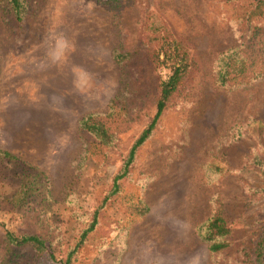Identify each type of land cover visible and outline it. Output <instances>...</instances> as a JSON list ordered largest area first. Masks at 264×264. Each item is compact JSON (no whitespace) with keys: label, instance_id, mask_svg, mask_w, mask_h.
I'll list each match as a JSON object with an SVG mask.
<instances>
[{"label":"rangeland","instance_id":"374dc122","mask_svg":"<svg viewBox=\"0 0 264 264\" xmlns=\"http://www.w3.org/2000/svg\"><path fill=\"white\" fill-rule=\"evenodd\" d=\"M25 3L18 20L0 0V150L13 156L0 155V264H60L96 210L72 264H258L264 21L237 18L245 0ZM148 14L189 49L191 67L111 193L170 74L143 39ZM231 48L247 74L222 85L216 61ZM89 113L105 116L110 144L80 127ZM215 213L232 231L214 252L199 226ZM5 231L40 236L56 259L7 244Z\"/></svg>","mask_w":264,"mask_h":264},{"label":"trees","instance_id":"16d2710c","mask_svg":"<svg viewBox=\"0 0 264 264\" xmlns=\"http://www.w3.org/2000/svg\"><path fill=\"white\" fill-rule=\"evenodd\" d=\"M116 3L118 0H107ZM11 7L16 19L22 20L26 10L25 0H5ZM245 10L237 12L236 16L244 22H263L264 21V0H245ZM143 39L150 48L151 60L155 68L164 67L170 70L167 79L160 81L158 86V99L156 103V112L147 126L141 131L139 136L133 142L128 151L120 172L113 178L111 193L118 189V181L125 177L129 166L134 160L138 147L149 138L157 124L159 116L162 114L169 99L179 91L187 80L191 67V55L189 49L178 40L172 31L162 23L155 26L150 15H146L143 22ZM128 55H118L117 58L127 57ZM247 65L245 59L241 56L240 51L231 48L220 54L216 61L215 73L220 84L229 85L236 81L238 77H244L247 74ZM243 79V78H242ZM82 129L91 134L97 142L103 145L111 143L113 137L106 125L105 116L99 113H89L79 120ZM0 155L13 158L7 151L0 150ZM107 197H104L103 202ZM97 210L93 214L90 224L80 233L76 244L67 252L65 259H60V264H72L73 257L78 248L82 245L87 234L91 232L97 223ZM232 231V226L219 213L208 217L199 226L200 237L208 242V248L211 251H219L229 242L227 237ZM6 243L11 246H30L37 254L43 252L49 253L51 259H56L53 253L49 252L45 239L38 235L15 234L11 231H5ZM253 255L256 263L264 264V229L262 234L257 238Z\"/></svg>","mask_w":264,"mask_h":264}]
</instances>
